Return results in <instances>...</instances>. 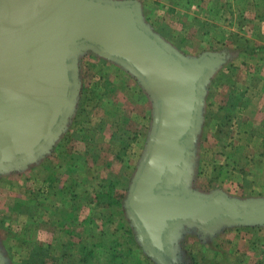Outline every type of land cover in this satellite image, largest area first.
Segmentation results:
<instances>
[{
    "label": "water",
    "instance_id": "obj_1",
    "mask_svg": "<svg viewBox=\"0 0 264 264\" xmlns=\"http://www.w3.org/2000/svg\"><path fill=\"white\" fill-rule=\"evenodd\" d=\"M89 51L137 78L152 102L148 145L125 202L148 255L171 264L185 234L206 241L264 227V198L191 188L207 86L230 55L185 57L145 20L139 0H0V173L24 172L58 145L77 106L78 61Z\"/></svg>",
    "mask_w": 264,
    "mask_h": 264
},
{
    "label": "rangeland",
    "instance_id": "obj_2",
    "mask_svg": "<svg viewBox=\"0 0 264 264\" xmlns=\"http://www.w3.org/2000/svg\"><path fill=\"white\" fill-rule=\"evenodd\" d=\"M238 2H245L246 8H253L250 6L251 0H201L200 12L204 16L205 13L210 14L213 18L205 16L207 20L201 25L197 24L196 30L194 27H186L185 24L174 25V28L166 16L162 18L160 15L153 19V14L155 11L159 12L160 8H148L146 12L142 2L141 4L145 20L185 57L196 58L206 52L230 55L226 62L216 69L207 86L204 119L195 148L191 188L202 193L222 190L231 197L247 200L264 198V48H262L264 24L261 27L255 25V22H264L258 19L264 15V5L257 7V10L254 4L255 16L252 18L244 16V11L241 13L240 8L232 6ZM170 11L166 12L171 14ZM195 25L196 23L192 24ZM179 26L181 30H177ZM254 45L261 47L256 56L244 55L240 49ZM78 68L80 92L77 106L59 143L63 137L70 134L74 142L73 144L69 142L68 148L76 147L75 152L84 153L88 147L85 141L77 140L78 136L89 138L85 137L88 135L96 145H99L97 156L87 155L86 157H90L87 163L83 160L85 158L81 159L79 171L90 177L96 176L103 180L114 177L120 181L116 197L123 201L125 217L129 222L131 236L133 235L131 237L124 231L118 219L111 227L102 226L100 220L109 216L107 212L93 206L84 207L80 215L81 220L89 215L97 218L94 220L95 230L91 228L94 237L89 239L84 237L85 245L92 248L90 242L94 241L106 247L111 239L125 242L131 238L137 245H132V249H124V252L131 250L138 254L144 264H159L148 255L144 246L137 240V232L125 208L132 180L145 154L154 122L150 97L132 74L91 51L79 58ZM59 143L45 158L51 156L49 163L52 165L56 163L54 153L60 151L57 150ZM117 153L120 154V158L116 157ZM42 163L44 162L33 164L24 172L0 173V261L3 264H24L33 250L34 241L54 245L50 249V254L56 259L48 257L44 259L45 264L63 262L60 261L61 249L57 248L59 241L53 227L43 224L34 234L35 227L32 225L30 226L32 231L24 232L28 222L26 216L16 209H10L11 205L16 206L19 199L29 200V196L32 197L29 195L30 192L36 190L38 192L39 189L40 192L43 191L40 180L47 172L46 166ZM61 165L60 170L64 173L61 187L64 185L65 188L68 184L67 164L62 162ZM99 181L103 183L102 180ZM69 189L63 190L65 195L62 196L70 198ZM44 196L47 199L50 195ZM41 197L42 195L37 196L39 201ZM30 213L33 214L34 211L31 209L25 214L31 218ZM239 229L245 232L237 234L239 231L228 232L227 229V233L223 234V231L213 240L208 238L206 241H202L195 234L183 235L177 245L174 264H195L196 256L221 259L223 253L232 264L262 262L260 253L264 251V237L262 235L255 237L251 231L249 232L252 234L248 235L246 229L263 231L264 227ZM78 231H82V228ZM114 231L118 233L114 234ZM74 239L80 241L79 237ZM63 241L66 247L62 251L66 248L67 253H77L76 247L71 245L68 247L69 237ZM252 242H257L258 247L254 248L255 251H250ZM104 247L97 250L98 254L92 260V264L105 263L108 255L104 252ZM237 250L241 253L234 252ZM127 257L124 255L122 260L129 261ZM37 258L41 261L42 256ZM33 262L41 264L36 259Z\"/></svg>",
    "mask_w": 264,
    "mask_h": 264
},
{
    "label": "trees",
    "instance_id": "obj_3",
    "mask_svg": "<svg viewBox=\"0 0 264 264\" xmlns=\"http://www.w3.org/2000/svg\"><path fill=\"white\" fill-rule=\"evenodd\" d=\"M255 7L258 10L264 5V0H255L254 1ZM258 7V8H257ZM214 10V8H212ZM261 20H264V15L262 18H258ZM162 33V32H161ZM239 48V47H238ZM261 47H258L257 45H254L253 47L245 46L240 47L242 50V53L244 55H250V56H256L259 54ZM264 48V47H262ZM240 97V96H238ZM225 109V108H224ZM124 134H129L128 132H124ZM83 136V135H82ZM82 136H78L77 140L80 142L85 141L88 144V147L85 149L84 153L75 152L76 147L68 148L69 142H74V139H72L73 136L70 134L63 137L62 142L59 143L57 150H60L59 152L54 153L56 156L55 164L52 165L49 163L50 158L45 159L42 163L46 169L45 172L46 175L43 176L42 181L45 185H48L47 192L42 193L38 190L30 192L29 195H32V197L29 196V200H17L16 206L11 205L10 209L13 208V210L16 209V211H19L21 214L25 215L28 222L24 227V232L32 231L30 226H34L35 230H33L34 234L37 233L38 230L43 224H48L51 227H53L56 238L59 241V245L57 248L61 249V258H60V264H92V260L96 257L98 254V249H103L104 245L101 243H97L94 241L90 242V246L85 245V238H93L94 234L92 233V229H94V220L95 217L89 215L86 217V219L81 220L80 215L82 208L84 207H90L93 206L101 211L107 212L108 217H105L104 219L100 220L102 226H110L112 223L118 219L120 226L126 231V233L131 236V230L129 226V222L127 221L125 217V211L123 209V201L116 197V189L120 186V181H117L114 177L108 178V179H99V177L94 176H88L84 175L79 171V167L82 161L81 159L85 160L86 163L89 160L90 157H86L87 155L93 154L97 156V151L99 148V145H96L95 142H93L92 137L85 135V137L89 138H82ZM76 141V140H75ZM127 146L124 147L126 150ZM116 157L120 158V154L117 153ZM52 158H54L52 156ZM92 159V158H91ZM90 159V160H91ZM121 160V159H120ZM62 162H65L67 164V175H68V184L65 188L64 185L61 187V181L64 180V173L61 172L60 167L62 166ZM36 167V166H35ZM63 174V175H62ZM99 180H102L100 182ZM99 181V182H98ZM61 189H59V187ZM55 187L57 188L55 190ZM68 188L71 189L68 195H70V198H66L62 195L64 194V191H66ZM69 189V190H70ZM64 190V191H63ZM28 195V194H25ZM42 195L41 201L38 200L37 196ZM44 195H50L47 199ZM44 196V197H43ZM116 207V208H115ZM33 210L34 213L31 214V218L28 214H25L29 212V210ZM19 213V214H20ZM13 214V213H12ZM19 216V215H18ZM29 217V218H28ZM47 217V218H46ZM47 219V220H46ZM28 225V226H27ZM79 228H82V231H78ZM95 230V229H94ZM236 231H242L243 229L236 228ZM254 229H246V231H253ZM259 231H262L261 229ZM31 233V232H30ZM114 234H117V231L113 232ZM113 235V234H112ZM115 236V235H113ZM133 236V235H132ZM131 236V237H132ZM69 237V245L73 247H76V254L67 253L68 249H62L65 246V243L63 241L64 238ZM74 237H79L80 241H76ZM103 236H100V238ZM262 237H264L262 235ZM99 238V239H100ZM263 239V238H262ZM91 240V239H90ZM134 239H126L125 242H120L119 239H111V241L106 244L104 247L106 255H108V258L106 259L105 263L101 264H144L138 257V254L133 253L131 250L125 251L124 249L130 248L132 249V245H137ZM127 241V242H126ZM94 242V243H93ZM128 243V244H127ZM136 243V244H135ZM80 245V246H79ZM79 246V248L77 247ZM54 245H44L43 243L34 241L33 244V250L31 254L29 255L28 259L24 262V264H34L33 260L36 259L38 263L45 264V260L48 257L51 259H56L54 256L50 254V249L53 248ZM257 246V242H252V250ZM125 256H128L126 260H122V258ZM264 257V251L262 250V253H260V256ZM38 256H42L41 261L38 259ZM195 264H232L229 258L225 255V253L222 254V258L218 259L217 257H195ZM257 264H264V260L258 261Z\"/></svg>",
    "mask_w": 264,
    "mask_h": 264
},
{
    "label": "crops",
    "instance_id": "obj_4",
    "mask_svg": "<svg viewBox=\"0 0 264 264\" xmlns=\"http://www.w3.org/2000/svg\"><path fill=\"white\" fill-rule=\"evenodd\" d=\"M140 1L142 2L143 6H144L145 11L148 8L149 9H155L156 7H159L160 11L159 12L155 11V13L152 16L153 19H157L158 17H160V15L162 18H165L164 16H166V18H168L167 21L173 27H174V25L177 26L179 24H181V25L185 24L186 27H188V26H189V28L194 27V29L196 30L197 24L201 25L205 20H207V18H205V16L209 17V18H213V16L210 14L208 15L207 13H205V16H204V14L202 12H200V11H202L201 0H140ZM253 1L254 0H251V4H250V6H253V8L252 7L246 8L245 2H238L236 4L234 3L232 6L235 8H240L239 11L241 13L244 11V16H248V17L253 18L255 16L254 2ZM241 3H242V5H241ZM208 5L210 7V4H208ZM233 7H231V8L233 9ZM241 9H245V10H241ZM167 10H171L170 11L171 14L167 13L166 12ZM210 21H211V19H210ZM193 23H196V25L192 26ZM263 24H264V22H255V25H257L259 27H261ZM181 29L182 28L179 26L177 30H181ZM42 179L40 180L41 181L40 184L43 185V191H46L48 188V185H45L46 183L44 184ZM235 229L236 228L228 229L227 231L229 232V230H233L234 232H237ZM227 231L225 230L223 234L227 233ZM244 232L245 231H239V232H237V234H242ZM252 232H253V236L258 237V236L263 235L264 229L262 232H260L258 229H254ZM246 233L248 235L252 234L249 231H247ZM238 251L239 250L234 251V252H238ZM250 251H252V248H250ZM234 252H233V255H235ZM238 253H241V251ZM260 257H262L261 260H264L263 256H260ZM257 263H255V264H257Z\"/></svg>",
    "mask_w": 264,
    "mask_h": 264
},
{
    "label": "flooded vegetation",
    "instance_id": "obj_5",
    "mask_svg": "<svg viewBox=\"0 0 264 264\" xmlns=\"http://www.w3.org/2000/svg\"><path fill=\"white\" fill-rule=\"evenodd\" d=\"M171 261V260H170ZM0 264H3L1 261H0ZM171 264H174V262L172 261Z\"/></svg>",
    "mask_w": 264,
    "mask_h": 264
}]
</instances>
